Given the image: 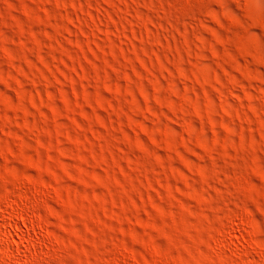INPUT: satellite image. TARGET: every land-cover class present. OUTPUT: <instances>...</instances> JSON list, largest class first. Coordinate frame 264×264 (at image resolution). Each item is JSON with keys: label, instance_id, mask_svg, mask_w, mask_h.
<instances>
[{"label": "rangeland", "instance_id": "rangeland-1", "mask_svg": "<svg viewBox=\"0 0 264 264\" xmlns=\"http://www.w3.org/2000/svg\"><path fill=\"white\" fill-rule=\"evenodd\" d=\"M0 246L264 264V0H0Z\"/></svg>", "mask_w": 264, "mask_h": 264}, {"label": "bare ground", "instance_id": "bare-ground-1", "mask_svg": "<svg viewBox=\"0 0 264 264\" xmlns=\"http://www.w3.org/2000/svg\"><path fill=\"white\" fill-rule=\"evenodd\" d=\"M14 203H15V202H14ZM14 205H15V204H14ZM14 205L10 206V209H9V210H10L11 212H12V207H14ZM16 205H17V204H16ZM16 205H15V208H16ZM17 207H18V205H17ZM19 207H20V206H19ZM25 208H26V207H25ZM13 209H14V208H13ZM19 209H20V208H19ZM21 209H22V208H21ZM7 210H8V209H7ZM14 210H15V211H14ZM14 210H13V212L16 213L17 210H16V209H14ZM23 210H24V208H23ZM23 210H22V213H23ZM8 212H9V211H8ZM13 212H12V213H13ZM17 213H18V212H17ZM22 213L19 214V215H22ZM8 214L12 215L10 212H9ZM8 214H7V215H8ZM2 215H3V213H2ZM14 215H16V214H14ZM23 215H24V213H23ZM12 216H13V215H12ZM12 216H11V217H12ZM9 217H10V216H9ZM14 217H15V216H13L12 218H14ZM20 217H21V216H20ZM24 218H25V217H23L22 219H24ZM23 221H25V219H24ZM2 240H3V239H2ZM229 243H230V242H229ZM0 247L2 248L1 251H3L4 248H3L2 246H0Z\"/></svg>", "mask_w": 264, "mask_h": 264}]
</instances>
